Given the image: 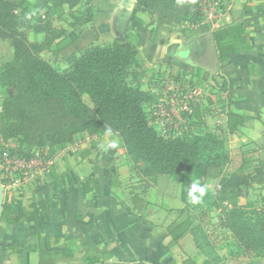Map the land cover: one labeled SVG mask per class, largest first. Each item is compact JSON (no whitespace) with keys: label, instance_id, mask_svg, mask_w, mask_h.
Instances as JSON below:
<instances>
[{"label":"crops","instance_id":"crops-1","mask_svg":"<svg viewBox=\"0 0 264 264\" xmlns=\"http://www.w3.org/2000/svg\"><path fill=\"white\" fill-rule=\"evenodd\" d=\"M27 1L43 16L50 0ZM135 4L136 0H80L72 11L91 7L92 21L79 28L82 33L76 40L68 42L67 35L73 31L71 18L66 14L53 17V27L66 35L40 56L65 70L70 56L90 46L110 45L126 34L134 35L138 40L136 60L145 72L141 87L157 96L155 104L144 106L157 132H210L223 141L230 156H240L246 165L264 160V0L224 2L213 19L209 12L207 22L195 30L167 29L147 13H135ZM29 20L22 19V25ZM234 25L243 27L246 41L241 51L229 54L221 66L208 35ZM27 34L35 43L45 38L43 33ZM209 45L214 46L210 54L217 65L214 74L198 67V59ZM12 57L9 43L0 41V67ZM216 75L225 82V89L208 87L213 100L201 98L187 112H179L182 108L173 96L152 82L153 76L171 77L203 88L205 82L215 86ZM136 82L129 79L132 86ZM2 98L0 91V112ZM83 100L93 108L87 96ZM112 142L116 147H102ZM32 161L31 171L38 172L37 179L3 196V204L10 205L13 214L19 207L28 214L18 222L0 218V264H217L196 248L191 235L170 243L168 227L180 221L187 202L179 178L153 181L141 176L116 135L80 133L53 154L37 151ZM251 173V168L244 170V175ZM205 185L212 218L217 220L220 210L213 204L219 179L206 180ZM42 202L47 203L43 211L39 207ZM247 203L257 209L264 206V182H253L241 190L238 204ZM33 206L37 207L33 213L37 222L28 217ZM187 214L191 229L197 227L198 220L191 212Z\"/></svg>","mask_w":264,"mask_h":264},{"label":"trees","instance_id":"trees-1","mask_svg":"<svg viewBox=\"0 0 264 264\" xmlns=\"http://www.w3.org/2000/svg\"><path fill=\"white\" fill-rule=\"evenodd\" d=\"M202 1L205 0H136L134 12L147 13L170 30L184 24L195 30L206 19ZM227 1L231 0H219L221 6L217 8L221 10ZM78 5L80 0H50L42 16L27 0H0V41L9 43L13 51L12 60L0 67L3 96L0 142H16L13 149H1L0 162L5 158L29 162L34 158L33 150L46 149L53 154L65 148L77 134L103 135L111 129V135L121 140L126 155L141 176L153 181L158 177L179 178L187 202L180 212V221L168 227L171 244L191 235L203 254L204 249H214L225 242H233L244 254L264 250L263 212L251 203L238 204L242 189L253 182H264V160L246 165L240 156H230L223 141L210 132L188 135L157 132L144 110V106L157 102V96L141 87L140 79L145 77V72L139 69L136 60L138 40L134 35L126 34L110 45L90 46L70 56L65 70L40 56L66 35L53 27V17L66 14L71 18L73 31L67 35L68 42L76 40L82 33L79 28L92 21L93 9L72 11ZM28 17L30 20L23 26L21 20ZM29 31L43 33L44 41L31 42ZM243 33L239 25L212 32L221 66L228 61L229 54L241 51L246 41ZM130 78L137 81L136 85H130ZM204 84L218 91L225 89L219 75L215 76V86ZM188 85L195 87L190 82ZM83 96L89 98L93 108L84 102ZM227 116L229 120L231 112ZM248 168L252 173L244 175ZM47 172L49 175L48 169ZM214 178L219 179L213 204L220 210L217 220L212 218L208 194L198 204L190 203L188 198L191 183L199 181L205 185L206 180ZM39 207L43 211L47 203L42 202ZM32 208L29 220L37 222L33 214L37 207ZM188 212L198 220L197 227L191 229ZM27 214L22 207L13 214L11 206L4 203L0 218L18 222Z\"/></svg>","mask_w":264,"mask_h":264},{"label":"rangeland","instance_id":"rangeland-1","mask_svg":"<svg viewBox=\"0 0 264 264\" xmlns=\"http://www.w3.org/2000/svg\"><path fill=\"white\" fill-rule=\"evenodd\" d=\"M216 2L217 5L221 6V2L219 0H205L202 1V9L206 15V19L203 22V25L207 22V14L209 12H214L216 10L217 6H213L212 4ZM202 25V26H203ZM201 26V28H202ZM174 30H193L192 27L184 24L181 26H174ZM152 82H155V76L152 77ZM163 82V83H162ZM158 84L164 86V89L167 91L168 88L172 89L171 91H168L167 96H173V94H177V89H180V83L177 82L174 79H171L170 77L163 78L161 81L157 82ZM155 83V84H157ZM205 99L213 100L209 94H205L203 96ZM173 99V97H172ZM176 105L180 106L182 108V105H184V100L182 99H176L175 100ZM189 105V104H188ZM189 107V106H187ZM179 112H184L183 110H179ZM4 142H0V151H4V149H13L16 147L15 141H8L6 144H3ZM46 151V149L44 150ZM36 150H33V153L36 154ZM3 167H7V165H2L0 162V185L8 183L10 180L15 179H21L24 178L22 176V172L20 171V168L17 170V172H12V170L9 172H6V168L3 170ZM9 191V190H8ZM256 208V207H255ZM257 209V208H256ZM261 212H263L264 215V206L262 208H259ZM264 218V216H263ZM205 256L210 259V261H216L217 264H264V250L256 251L251 254H244L239 248L236 247V245L233 242H229L226 245H222L218 248L214 249H204Z\"/></svg>","mask_w":264,"mask_h":264},{"label":"built area","instance_id":"built-area-1","mask_svg":"<svg viewBox=\"0 0 264 264\" xmlns=\"http://www.w3.org/2000/svg\"><path fill=\"white\" fill-rule=\"evenodd\" d=\"M213 6H217L216 3L212 4ZM220 12V9H218L216 7V10L214 12H212V19L213 17ZM171 78V77H170ZM173 79V78H171ZM162 78L159 76H155V83L161 81ZM176 80V79H174ZM177 81V80H176ZM180 83V89H177V94H173V100L175 102L176 99H182L184 100V105L182 107L181 110H183L184 112H187L190 110V106H193L197 104V102L203 98V96L207 93L208 94V86H203V88L200 87H192L190 85H188V83L186 84L185 82L182 81H177ZM163 83V82H162ZM172 89H169V91H171ZM166 93H168V90L166 91ZM189 104V105H188ZM187 106H189V109L187 108ZM165 117L167 118V120H171V118L169 117V115L166 113ZM33 160V159H32ZM29 161V162H24V161H18V160H9V159H3V161L1 162L2 165H7V167H3V170L6 168V172H9L12 170V172H17V170L20 168V171L22 172V176H24V178L21 179H15V180H10L8 183L2 185L3 189H4V194L5 192H8V190H12V189H18L20 188L22 185L27 184L29 182L35 181L37 179L38 176V172L36 171H31V163L33 161ZM28 169V170H27Z\"/></svg>","mask_w":264,"mask_h":264},{"label":"water","instance_id":"water-1","mask_svg":"<svg viewBox=\"0 0 264 264\" xmlns=\"http://www.w3.org/2000/svg\"><path fill=\"white\" fill-rule=\"evenodd\" d=\"M208 37L212 40L210 34L208 35ZM213 47H212V45H209L206 48L205 52L198 59V67L203 69V70L210 71L212 74H214L216 72V69H217L216 62L213 60L211 61V58H210V54L213 53V50H214ZM3 196H4V189H3L2 185H0V216L2 213V207H3Z\"/></svg>","mask_w":264,"mask_h":264},{"label":"clouds","instance_id":"clouds-1","mask_svg":"<svg viewBox=\"0 0 264 264\" xmlns=\"http://www.w3.org/2000/svg\"><path fill=\"white\" fill-rule=\"evenodd\" d=\"M106 134L110 136L112 134L111 129H108ZM102 147L114 148L116 147V142L103 145ZM207 187V185H201L199 181L191 183L188 189L189 202L192 204L200 203L206 194Z\"/></svg>","mask_w":264,"mask_h":264}]
</instances>
